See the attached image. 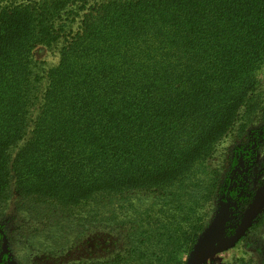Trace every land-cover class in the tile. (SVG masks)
<instances>
[{
    "label": "trees",
    "instance_id": "16d2710c",
    "mask_svg": "<svg viewBox=\"0 0 264 264\" xmlns=\"http://www.w3.org/2000/svg\"><path fill=\"white\" fill-rule=\"evenodd\" d=\"M59 42L60 63L41 89L32 50ZM139 43H157L163 66L141 76L142 67L129 64L141 61L133 57ZM186 44L193 50L181 55ZM107 53V66L93 60ZM263 63L264 0H0V204L13 192L57 210L100 191H160L175 211L147 234L148 244L164 247L155 256L147 246L145 264L163 257L161 264H186L177 255L203 230L198 209L224 198L234 181L223 171L228 160L209 182L188 179L191 169L235 125L244 144L249 128L264 121ZM77 98L83 105L70 108L77 114L64 115L60 101ZM187 122L195 131L180 139L177 126ZM242 152L240 144L232 155Z\"/></svg>",
    "mask_w": 264,
    "mask_h": 264
},
{
    "label": "rangeland",
    "instance_id": "374dc122",
    "mask_svg": "<svg viewBox=\"0 0 264 264\" xmlns=\"http://www.w3.org/2000/svg\"><path fill=\"white\" fill-rule=\"evenodd\" d=\"M79 19L75 17L72 21H77L73 23L74 28L77 27ZM63 43L59 42L52 46L40 44L32 50L33 70L41 77V89H45L48 84V70L60 63V50ZM138 45L139 48L136 49L133 57L141 61L129 64L134 68L142 67L141 76L151 69L154 63L163 66L159 64L158 56L163 51L157 43L149 48L150 44L139 43ZM190 50L193 48L187 44L184 45L181 55ZM121 52L125 53L124 50ZM110 53H107L105 59L95 56L93 60L107 66L111 63L108 56ZM172 66L177 65L172 64ZM178 67L181 70L185 69L184 58L179 59ZM257 78L259 79L258 87L264 89V63L258 71ZM82 105L81 98L73 101L63 99L58 104L64 115H67V111L76 115V109ZM71 107L76 109L71 110ZM36 113L37 110H33L31 125ZM191 124L187 122L183 127L182 123L178 124L177 135L180 139H184L190 130L195 131V127L189 128ZM106 128L109 129V124ZM31 135L32 133L29 136ZM152 135V138L157 139L167 137L153 133ZM244 137L243 144L235 125L214 147L211 156L191 169L193 172L188 179L196 181L200 178L209 182V177L214 175V170H219L228 160L227 168L223 171L230 180H234L229 184L224 198L219 196L209 199L203 208L198 209L203 226L198 239L222 211V204L227 202L229 216L224 225L222 243H228L235 234L251 200L264 182V121L257 120ZM130 140L138 139L130 137ZM23 143L24 140L20 142V145ZM181 144L185 146L183 142ZM240 144L243 147L242 155L233 156L234 149ZM17 150L18 148L15 152ZM134 152L133 146L131 154ZM232 185L238 187V194L232 193ZM122 196L108 195L100 191L96 193L95 200L77 207L69 209L58 207L55 210L52 209L54 203L49 205L50 202H42L39 199L37 201L36 198L34 200L20 199L13 192L6 202L0 204V264H145L147 256H144V253L151 243L155 256L162 255L163 244L156 243L152 238V242L148 244L146 236L148 233L155 234L156 230L151 229L152 227L163 229L160 223L167 218L170 219L169 213L175 211L170 206L174 203H168L165 199L166 195L160 191L141 187L132 188ZM143 229H148L145 234L140 233ZM196 243L192 245L188 243L186 248H190L179 252L178 259H183L187 264ZM136 246L140 252L133 253L132 249ZM140 253H143L141 257ZM164 261L163 257L155 264H161ZM199 264H264V205L236 244L224 251L209 252Z\"/></svg>",
    "mask_w": 264,
    "mask_h": 264
},
{
    "label": "water",
    "instance_id": "95a60500",
    "mask_svg": "<svg viewBox=\"0 0 264 264\" xmlns=\"http://www.w3.org/2000/svg\"><path fill=\"white\" fill-rule=\"evenodd\" d=\"M264 205V182L254 195L247 210L235 232L228 243H222L224 237V225L229 216V203L222 204V211L209 226V228L198 239L193 248L187 264H199L201 259L211 251H224L236 244Z\"/></svg>",
    "mask_w": 264,
    "mask_h": 264
},
{
    "label": "flooded vegetation",
    "instance_id": "af4514ba",
    "mask_svg": "<svg viewBox=\"0 0 264 264\" xmlns=\"http://www.w3.org/2000/svg\"><path fill=\"white\" fill-rule=\"evenodd\" d=\"M252 201V200H251Z\"/></svg>",
    "mask_w": 264,
    "mask_h": 264
}]
</instances>
